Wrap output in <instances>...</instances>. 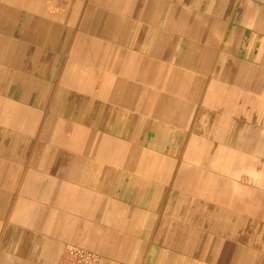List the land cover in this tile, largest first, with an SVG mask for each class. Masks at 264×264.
Listing matches in <instances>:
<instances>
[{
    "label": "crops",
    "instance_id": "crops-1",
    "mask_svg": "<svg viewBox=\"0 0 264 264\" xmlns=\"http://www.w3.org/2000/svg\"><path fill=\"white\" fill-rule=\"evenodd\" d=\"M264 264V0H0V264Z\"/></svg>",
    "mask_w": 264,
    "mask_h": 264
},
{
    "label": "built area",
    "instance_id": "built-area-1",
    "mask_svg": "<svg viewBox=\"0 0 264 264\" xmlns=\"http://www.w3.org/2000/svg\"><path fill=\"white\" fill-rule=\"evenodd\" d=\"M96 253L74 245H67L60 257L59 264H99Z\"/></svg>",
    "mask_w": 264,
    "mask_h": 264
}]
</instances>
